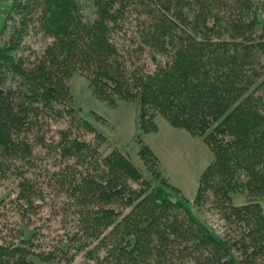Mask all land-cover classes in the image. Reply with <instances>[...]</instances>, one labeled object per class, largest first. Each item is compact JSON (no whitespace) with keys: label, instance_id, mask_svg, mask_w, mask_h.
<instances>
[{"label":"trees","instance_id":"trees-1","mask_svg":"<svg viewBox=\"0 0 264 264\" xmlns=\"http://www.w3.org/2000/svg\"><path fill=\"white\" fill-rule=\"evenodd\" d=\"M3 2L0 264H264V0ZM75 71L138 101L145 169L81 114ZM159 114L213 151L193 201L142 137Z\"/></svg>","mask_w":264,"mask_h":264},{"label":"rangeland","instance_id":"rangeland-1","mask_svg":"<svg viewBox=\"0 0 264 264\" xmlns=\"http://www.w3.org/2000/svg\"><path fill=\"white\" fill-rule=\"evenodd\" d=\"M4 7L3 0H0V29L5 17ZM70 87L74 102L81 114L98 131L106 135L108 151L115 148L126 151L135 164L145 169L137 142L141 132L138 121V101L120 100L116 105H111L107 101L97 98L93 94V89L87 78L77 71L73 72L70 78ZM156 122L159 126L158 130L143 133L142 137L158 156L162 176L169 178L170 182L178 186L186 197L193 201L196 197L200 175L213 159V151L202 136L173 126L163 115H157ZM59 126H64V123ZM145 172L151 176V173ZM11 186L9 178L2 179L0 195L10 192ZM8 201L0 202V207L3 205L7 207ZM233 201L240 204L246 202L247 198L242 193H236ZM262 206L264 209V198ZM194 210L201 219L210 224L215 226L223 224L222 218L215 209L204 208L203 211H200L194 207ZM83 261L85 258L78 255L71 264H81Z\"/></svg>","mask_w":264,"mask_h":264}]
</instances>
